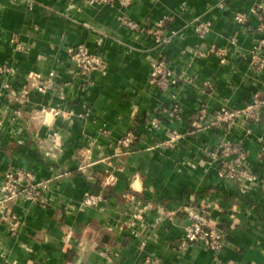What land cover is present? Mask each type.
<instances>
[{"label":"crops","instance_id":"crops-1","mask_svg":"<svg viewBox=\"0 0 264 264\" xmlns=\"http://www.w3.org/2000/svg\"><path fill=\"white\" fill-rule=\"evenodd\" d=\"M262 1L135 0L133 20L165 19L167 30L177 33L161 47L122 27L117 4L0 0V65L12 68L0 75V181L9 170L24 168L53 184L48 207L21 197L0 210V264H144L151 256L163 264H264V190L250 186L242 194L220 180L205 151L223 131L192 126L201 105L211 113L241 109L256 92L264 95V72L250 67V51L264 33L245 34L234 19L236 12L248 13L256 28L252 13ZM204 22L211 30L200 36L196 26ZM79 44L104 57L106 73L97 71L88 81L74 76L67 48ZM211 45L229 49L226 64L204 54ZM163 58L192 82L169 94L155 90L152 63ZM53 70L54 91L44 95L30 87V74ZM23 90V102L10 96ZM172 94L180 119L163 117L154 130L150 122L171 104ZM174 131L184 135L179 147L161 149ZM128 132L139 140L118 154L116 143ZM231 137L243 144L252 170L264 180V113L260 123L241 121ZM87 193L105 199L87 209ZM191 203L225 228L219 254L199 243L181 247L187 223L182 211ZM13 223L15 234L9 231Z\"/></svg>","mask_w":264,"mask_h":264},{"label":"built area","instance_id":"built-area-1","mask_svg":"<svg viewBox=\"0 0 264 264\" xmlns=\"http://www.w3.org/2000/svg\"><path fill=\"white\" fill-rule=\"evenodd\" d=\"M90 5H114L117 4L120 10L118 17L119 23L129 32L133 34L147 35L152 38L157 46L171 45L176 39L177 33L167 30V20L163 19L155 23L143 24L133 20L130 16L131 7L134 6L135 0H88ZM224 9L225 3L219 4ZM258 20V26L252 27L249 14L245 12H236L234 14L235 21L242 26L245 34L258 32L264 33V0L252 13ZM211 30L209 23H199L196 26V32L200 36H207ZM231 44H237L236 38L230 39ZM68 62L72 67V73L78 78L85 81L90 80V76L101 71L106 73L107 65L104 57L94 53L87 45L79 44L69 46L67 48ZM206 55L217 56L222 64L227 63L229 55L228 48H221L211 45ZM197 52L196 55H204ZM250 67L253 72L261 74L264 72V37L255 40L253 48L250 51ZM8 64L0 65V75H6L11 72ZM30 87L40 94H48L56 88V71H51L47 75L41 73H33L29 75ZM182 82H192L190 77L178 75L172 68L168 59H161L152 63V73L150 85L161 93H168L171 89L178 88ZM4 90H10L9 84H5ZM22 95L16 92L10 93V96L16 101H24L27 97V90H23ZM171 104L162 107L158 111L159 117L154 118L150 122V126L154 130L160 129L161 119L168 117L170 119H180V104L176 100L175 95H171ZM55 115L62 114L61 109L52 110ZM264 113V95L256 92L252 96V100L241 109L238 108H221L211 113L207 105H201L192 126L194 129L201 127L207 129L222 130L223 135L219 139L218 144L207 151L205 156L210 166L215 167L220 180L237 185L242 194L249 191V187H260L264 190V180H261L252 170L247 151L241 142H236L231 137L232 130L238 126L241 121L248 124H257L261 122ZM252 133V130H248ZM184 135L178 131L170 134L168 139L162 144L161 149L166 151L176 150ZM139 140V136L135 132H128L116 143V151L118 154L130 151L134 148ZM261 158L264 161V138L260 139ZM115 183L114 176L108 177V184ZM52 181L40 180L30 170L24 168H15L9 170L4 178L0 181V210L8 207L11 202L18 198H24L28 202H32L42 207H48L53 203L52 199ZM103 194L87 193L82 201L84 208H98L104 201ZM183 214L186 218L184 226V238L181 247L184 248L189 244H202L214 254H219L225 245L226 231L220 224H216L211 220L209 211L204 207L194 203L186 204L183 207ZM13 219V218H12ZM12 234L16 233V223L11 224L9 228ZM135 235H138L135 233ZM144 264H163L159 257H148Z\"/></svg>","mask_w":264,"mask_h":264}]
</instances>
